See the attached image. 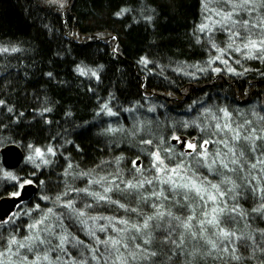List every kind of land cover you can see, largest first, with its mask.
<instances>
[{"label": "snow or ice", "instance_id": "obj_1", "mask_svg": "<svg viewBox=\"0 0 264 264\" xmlns=\"http://www.w3.org/2000/svg\"><path fill=\"white\" fill-rule=\"evenodd\" d=\"M45 4L62 13L68 0ZM131 11L121 8L115 16ZM201 11L203 20L193 36L209 50V58L193 65L195 72L264 77V69L245 64H264V0H201ZM139 14L147 24L158 15L147 0H141ZM19 51L0 47V53ZM138 63L147 67L152 61L145 56ZM76 71L100 78L91 68L78 65ZM195 72L184 74L195 78ZM200 104L193 118L172 121L167 137L153 130L155 118L137 117L131 129L109 125L105 134L135 141L148 157L147 167L140 154L129 161L130 168L123 155L91 169L69 162L54 194L39 196L43 206L37 202L25 210L26 186L37 182L0 169L7 182L0 200H12L17 208L0 215V264H264V106L234 113L227 106ZM5 106L0 99V107ZM50 111L45 107L40 114ZM101 113L118 115L108 102ZM189 128L197 134L185 138ZM17 143L12 136L0 137V148ZM26 147V162L34 169L50 165L49 157L56 156L51 146Z\"/></svg>", "mask_w": 264, "mask_h": 264}, {"label": "trees", "instance_id": "obj_2", "mask_svg": "<svg viewBox=\"0 0 264 264\" xmlns=\"http://www.w3.org/2000/svg\"><path fill=\"white\" fill-rule=\"evenodd\" d=\"M147 2L157 9L153 24L140 17L141 0H68L64 13L50 8L45 0H0V47L21 49L0 53V99L6 101L0 107V137L17 139V144L10 145L24 154L22 165L13 172L37 182L36 195L21 204L25 210L37 202L44 205L39 196L54 194L69 162L91 169L102 160L123 155L124 165L130 168L129 161L140 154L147 167L148 157L139 153L135 141L129 143L119 133L115 137L105 134L109 125L131 129L135 116L155 118L153 130L167 137L169 124L193 118L201 101L210 107L227 106L234 113H245L252 105L264 106V77L257 72L235 77L199 73L192 67L209 58V50L193 36L203 20L201 0ZM121 8L133 11L117 18L115 13ZM113 46L118 51L113 52ZM145 56L152 61L147 67L138 63ZM245 64L264 69L259 61ZM78 65L97 71L99 80L79 75ZM185 71L195 72V78ZM105 102L117 116L97 115ZM150 106L154 112L147 111ZM7 107H13V113ZM45 107L51 111L41 115ZM127 108L135 111H123ZM188 133L197 134L189 128L185 138ZM27 143L42 150L53 147L52 163L34 169L26 162ZM0 169L6 170L1 156ZM33 171L34 176L30 175ZM6 183L0 176V189Z\"/></svg>", "mask_w": 264, "mask_h": 264}, {"label": "water", "instance_id": "obj_3", "mask_svg": "<svg viewBox=\"0 0 264 264\" xmlns=\"http://www.w3.org/2000/svg\"><path fill=\"white\" fill-rule=\"evenodd\" d=\"M0 156H1L2 166L4 167V169L9 171H14L18 169L24 161L23 152L15 145H10L1 149ZM36 193H37L36 185L33 184L26 186L25 194L21 201V204L23 202H27L31 200L33 196L36 195ZM13 203L14 202L12 200H0V215H2L4 212H8L10 209L11 211H16L17 208L13 207Z\"/></svg>", "mask_w": 264, "mask_h": 264}, {"label": "rangeland", "instance_id": "obj_4", "mask_svg": "<svg viewBox=\"0 0 264 264\" xmlns=\"http://www.w3.org/2000/svg\"><path fill=\"white\" fill-rule=\"evenodd\" d=\"M65 10H67V9H65ZM64 12H65V11H64ZM64 12H63V13H64ZM91 38H92V37H91ZM96 39L99 41L98 38H96ZM113 47L115 48V46H113ZM113 52H114V49H113ZM263 95H264V92H263ZM260 106H261V105H260ZM134 118H137V117L135 116ZM117 135H119V134H117ZM117 135H116V136H117ZM177 146H178V145H177ZM19 149H20V148H19ZM20 150H21V149H20Z\"/></svg>", "mask_w": 264, "mask_h": 264}]
</instances>
